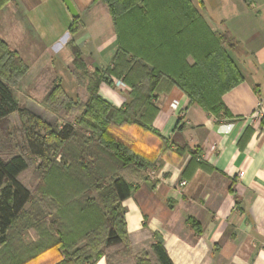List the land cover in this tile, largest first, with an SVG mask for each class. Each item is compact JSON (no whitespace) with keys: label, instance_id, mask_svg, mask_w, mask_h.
I'll list each match as a JSON object with an SVG mask.
<instances>
[{"label":"trees","instance_id":"16d2710c","mask_svg":"<svg viewBox=\"0 0 264 264\" xmlns=\"http://www.w3.org/2000/svg\"><path fill=\"white\" fill-rule=\"evenodd\" d=\"M6 1L0 0V8ZM98 1L107 7L116 37L110 66L89 73L74 41L67 43L76 80L86 87L85 101L69 97L56 82L39 105H21L12 86L27 67L0 41V123L17 115L24 150L43 171L33 200L19 180L27 157L0 156V250L15 251L19 235L25 251L2 256L7 264L14 258L25 264L51 249L62 253L53 264H96L101 258L124 264L126 257L129 264H173L159 240L135 255L130 250L122 202L156 158L117 133L135 129L163 143L152 126L154 101L172 87L208 114L229 117L222 96L243 81L239 42L227 30L213 31L191 0ZM113 78L130 89L119 108L98 94L102 83L115 89ZM62 110L72 121L59 127L55 113ZM31 231L35 238L24 239L22 233Z\"/></svg>","mask_w":264,"mask_h":264},{"label":"crops","instance_id":"0c3cea01","mask_svg":"<svg viewBox=\"0 0 264 264\" xmlns=\"http://www.w3.org/2000/svg\"><path fill=\"white\" fill-rule=\"evenodd\" d=\"M71 1L78 11L74 35V18L61 0H7L0 8V41L27 67L12 90L27 97L28 106L39 105L56 82L69 97L87 96L76 80L70 40L89 73L111 64L117 46L107 7L98 0ZM191 1L213 31L227 30L239 42L243 81L222 96L229 117L190 104L177 87L158 95L152 126L163 143L146 135L153 149L143 151L155 156L156 175L144 172L122 202L130 250L135 255L159 240L173 264H264V129L252 117L264 99V0H216L212 14L204 13L203 0L202 6ZM129 91L102 83L98 94L119 108ZM14 254L1 249V264H7L2 256ZM61 257L51 249L25 264Z\"/></svg>","mask_w":264,"mask_h":264},{"label":"rangeland","instance_id":"374dc122","mask_svg":"<svg viewBox=\"0 0 264 264\" xmlns=\"http://www.w3.org/2000/svg\"><path fill=\"white\" fill-rule=\"evenodd\" d=\"M203 2L205 3L206 8H207V9L205 8L206 10H204V13L206 14L207 12H209L212 14L211 11L215 7L216 0H203ZM115 89L116 91H119V89H122V88L120 86H115ZM15 93H16L17 99L20 104L27 105V106L30 104L29 100L25 102L27 97L19 95L18 90H16ZM71 97L75 98V95H72ZM86 98H87L86 94L84 93V91H82V93L80 94V97H78L77 99L84 101ZM33 99L40 100V98H33ZM55 114H57L56 116L58 117L57 125L59 127L62 126L64 123H71L72 121V119L68 117L63 110L60 112H56ZM117 134L121 136L123 139H125L126 142H128L134 149L138 151L143 152V151H147V150L149 151L153 149L152 140L148 139L146 134L138 132L135 129H125V130H122L121 132H118ZM24 149H25V143L21 135L19 119L17 115L13 114L8 118V120L0 123V156L5 157L9 153L10 154L11 153H16V154L21 153L27 157L29 166L24 172H22L19 175V180L30 191L31 198L34 200L38 197L37 188L40 182L42 181L43 171L37 168L38 160L30 156L27 152H25ZM55 160L59 161L60 158L56 157ZM29 205L30 203L26 205V208H28ZM46 223L48 224V221H46ZM18 236L14 239V242L16 243V246H15L16 249L15 251L14 250L13 251L16 254V256L17 254H19V251L21 250V246H22L18 242V238H19ZM22 236L24 239L28 238L29 240H32V238H35L34 233L32 231L22 233ZM131 248L134 251L136 250V248L138 249V246L133 245ZM5 256L6 255H4V257ZM13 256L14 255H11V257ZM14 259L16 261L11 262L12 264H15L18 261L17 258H14ZM128 261H130V259L127 257L122 260L124 264H129Z\"/></svg>","mask_w":264,"mask_h":264},{"label":"built area","instance_id":"2783aa9c","mask_svg":"<svg viewBox=\"0 0 264 264\" xmlns=\"http://www.w3.org/2000/svg\"><path fill=\"white\" fill-rule=\"evenodd\" d=\"M113 83L115 86H120L121 88H128L126 85H124L120 80H115L113 79ZM172 107H174V109L178 108V104L177 102H173L171 104ZM252 117L256 120H258L261 124H262V128L264 129V99L259 100L256 108L254 109V111L252 112ZM156 168L157 166L154 165L153 167L149 168L146 170V174L148 177H155L156 175ZM243 176V173L240 172L238 174V177L241 178ZM186 182H181L180 186H185Z\"/></svg>","mask_w":264,"mask_h":264},{"label":"water","instance_id":"95a60500","mask_svg":"<svg viewBox=\"0 0 264 264\" xmlns=\"http://www.w3.org/2000/svg\"><path fill=\"white\" fill-rule=\"evenodd\" d=\"M62 3L64 4L65 8L69 12L72 18H77L78 16V11L76 10L74 4L72 3L71 0H61Z\"/></svg>","mask_w":264,"mask_h":264}]
</instances>
